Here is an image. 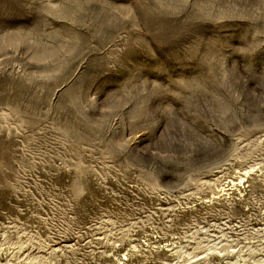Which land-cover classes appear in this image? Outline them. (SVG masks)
Masks as SVG:
<instances>
[{
	"label": "rangeland",
	"instance_id": "374dc122",
	"mask_svg": "<svg viewBox=\"0 0 264 264\" xmlns=\"http://www.w3.org/2000/svg\"><path fill=\"white\" fill-rule=\"evenodd\" d=\"M103 228L124 264H264V0H0V247L97 264Z\"/></svg>",
	"mask_w": 264,
	"mask_h": 264
},
{
	"label": "built area",
	"instance_id": "2783aa9c",
	"mask_svg": "<svg viewBox=\"0 0 264 264\" xmlns=\"http://www.w3.org/2000/svg\"><path fill=\"white\" fill-rule=\"evenodd\" d=\"M82 234H85V233L83 232ZM21 238L23 241L22 243L26 244L24 241L25 237L21 236ZM84 238L88 239L87 235ZM119 239H120V237H118V235H116L114 238H112V241H110L109 237H108V230L106 231V229L103 228V230L100 232L99 238H97L98 248H102V249L98 250L99 253H97V256H96V263L97 264H99V263L104 264L103 262L106 259H108V257L110 260L113 259L111 257V255L107 252L106 245H105L107 241H109V243H110L109 247L118 248V250H121L120 245L118 244ZM5 242H8V243L2 244L0 247V261L2 263L5 261V259H9L10 256L13 255L14 257H13L11 263H13V264H15V263L29 264L27 261V258H28L27 256L28 255H31V256L35 255V254L31 253L29 251V249H27V248H22V247L18 248V247H15L14 245L10 244V241H5ZM86 242H88V240ZM70 244H72V245L74 244V246H73L72 250H67L65 248V246H69ZM70 244L68 241L67 242L62 241L61 244L57 245L56 247H53L51 245H48L47 242L42 243V246L44 245L45 248L50 249L51 251H53L54 249H59L60 251L56 252L55 254H50L49 251L46 252V249H44L43 252H44L45 256H42V260L40 261L41 264H94V258L92 257V254H90L88 247H86V245H83L81 247H86L87 250L85 248H76L75 242L70 243ZM8 245H10L13 248L8 249V247H9ZM22 246L26 247V245H22ZM34 251H39V250L34 249ZM128 251H126V252H128ZM104 252H106L108 254V257L106 256V254ZM126 252H124V253H126ZM117 254H119V253H117ZM104 255H105V257H104ZM71 256H72V258H71ZM115 257L118 258V256H115ZM115 264H117V262Z\"/></svg>",
	"mask_w": 264,
	"mask_h": 264
},
{
	"label": "bare ground",
	"instance_id": "6f19581e",
	"mask_svg": "<svg viewBox=\"0 0 264 264\" xmlns=\"http://www.w3.org/2000/svg\"><path fill=\"white\" fill-rule=\"evenodd\" d=\"M242 183H243V182H242ZM232 186H233V185H232ZM235 186H236V185H235ZM58 240H61V241H62V239H58ZM69 244H70V243H69ZM73 246H74V245L70 244L69 246H65V248H66L67 250H72ZM78 246H79V245H78ZM41 248H43V250L46 249V252L49 251L50 254H55V252H59V251H60L59 249H54L53 251H51L50 249L45 248L44 245H43ZM79 248H85V247H81V246H79ZM114 251H115V248H110V250L108 251V253L111 255V257H113V255H114ZM174 251H175V250H174ZM173 253H176V254H177V253H178V250H176V251L173 252ZM42 255H44L43 252H42ZM44 256H45V255H44ZM115 256H119V255H116V254H115ZM120 256H121V255H120ZM125 256H126V255H122V257H119V258H117V259H116V257H114L113 260H118V259H121V258H122V259L119 261V263H123V264H124V262H127V259L125 258ZM173 256H174V255H173ZM173 256H172V257H173ZM237 256H238V257H237V261H239V260L242 259V257H243L240 253H238ZM172 257H171V258H172ZM173 258H174V257H173ZM235 264H237V262H235Z\"/></svg>",
	"mask_w": 264,
	"mask_h": 264
}]
</instances>
